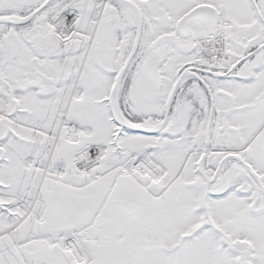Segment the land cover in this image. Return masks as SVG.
<instances>
[{
	"label": "snow or ice",
	"instance_id": "6c2138e0",
	"mask_svg": "<svg viewBox=\"0 0 264 264\" xmlns=\"http://www.w3.org/2000/svg\"><path fill=\"white\" fill-rule=\"evenodd\" d=\"M0 264H264V0H0Z\"/></svg>",
	"mask_w": 264,
	"mask_h": 264
}]
</instances>
